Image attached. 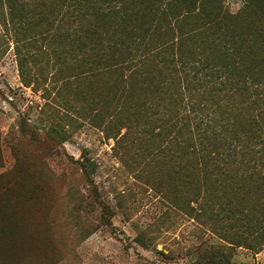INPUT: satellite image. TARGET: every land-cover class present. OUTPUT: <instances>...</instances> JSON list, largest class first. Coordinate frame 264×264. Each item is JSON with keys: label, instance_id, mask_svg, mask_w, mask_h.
<instances>
[{"label": "trees", "instance_id": "trees-1", "mask_svg": "<svg viewBox=\"0 0 264 264\" xmlns=\"http://www.w3.org/2000/svg\"><path fill=\"white\" fill-rule=\"evenodd\" d=\"M40 8V33L53 39V53L107 73L103 102H92L99 113H128L117 135L141 113L168 114L149 128L167 135L168 161L180 160L177 181L153 179L165 202L204 217L229 245L264 246V0H242L234 12L223 0H47ZM17 68L23 79L20 57ZM20 129L32 142L63 140L51 128ZM12 150L0 194L27 189L28 153ZM79 168L87 181L86 165ZM21 229L16 222L0 227V264L48 254L26 249Z\"/></svg>", "mask_w": 264, "mask_h": 264}, {"label": "rangeland", "instance_id": "rangeland-1", "mask_svg": "<svg viewBox=\"0 0 264 264\" xmlns=\"http://www.w3.org/2000/svg\"><path fill=\"white\" fill-rule=\"evenodd\" d=\"M43 1L0 0V173L13 166V148L28 153L22 168L29 174L27 189L0 194L8 214L2 212L0 227L16 222L26 249H49L13 264H264V246L229 245L204 217L165 202L153 179L165 186L177 181L180 160L168 161L167 135L155 136L149 128L168 114L141 113L117 135L128 113H99L92 102L102 101L107 73L74 63L61 49L62 56L53 53V39L40 33ZM223 1L230 12L242 3ZM22 124L39 134L54 129L63 140L32 142ZM34 184L40 187L30 191ZM210 245L214 254L203 257ZM48 247L60 255H50Z\"/></svg>", "mask_w": 264, "mask_h": 264}]
</instances>
